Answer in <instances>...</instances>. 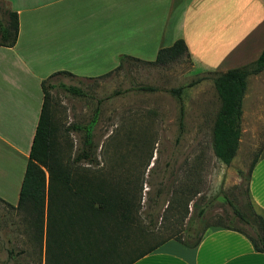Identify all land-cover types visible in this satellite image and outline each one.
I'll return each mask as SVG.
<instances>
[{
	"label": "rangeland",
	"instance_id": "obj_1",
	"mask_svg": "<svg viewBox=\"0 0 264 264\" xmlns=\"http://www.w3.org/2000/svg\"><path fill=\"white\" fill-rule=\"evenodd\" d=\"M8 11V4L0 0V22L8 21ZM194 70L186 57L168 65L129 59L108 75H58L46 82L63 160L73 162L87 151L89 160L74 164L78 171L124 176V187L136 199L137 219L151 234V245L185 237L190 219L201 211L200 229L221 225L251 232L234 216V206L248 213V172L264 151V71L250 76L239 149L225 165L213 145L221 107L213 82L217 75ZM62 85L77 87L85 95L71 94ZM180 87L181 99L170 92ZM94 117L88 147L85 126ZM44 211L45 237L47 208ZM29 217L0 202V264H45V241L35 236Z\"/></svg>",
	"mask_w": 264,
	"mask_h": 264
},
{
	"label": "crops",
	"instance_id": "obj_2",
	"mask_svg": "<svg viewBox=\"0 0 264 264\" xmlns=\"http://www.w3.org/2000/svg\"><path fill=\"white\" fill-rule=\"evenodd\" d=\"M1 1L19 18L16 45L0 46V202L12 209L44 103L43 81L100 77L121 56L154 61L179 39L195 72L241 68L264 51V0ZM249 197L264 218V151L251 172ZM134 264H264V253L244 234L213 226L195 247L170 240Z\"/></svg>",
	"mask_w": 264,
	"mask_h": 264
},
{
	"label": "trees",
	"instance_id": "obj_3",
	"mask_svg": "<svg viewBox=\"0 0 264 264\" xmlns=\"http://www.w3.org/2000/svg\"><path fill=\"white\" fill-rule=\"evenodd\" d=\"M7 14L8 21L0 22V46L13 47L19 36V18L17 13L10 10ZM183 57L190 59V54L184 40L179 39L172 46L159 50L154 61L145 63L168 65ZM129 59L141 61L121 56L115 70ZM263 71L264 51L255 62L247 66L215 73L217 76L213 82L221 107L213 129V145L216 157L225 165L232 163L239 149L248 78ZM46 82L47 80L42 82L44 103L16 207L31 216L28 220L35 230V236L45 241V264H134L170 240H177L188 247L199 245L208 229L199 228L204 211L190 219L185 237H169L151 245V234L140 227L136 215V199L124 187V176L105 175L100 170L78 171L74 164L83 159L89 160L87 151L77 155L73 162L63 160L56 139L57 126L52 120ZM62 87L71 94L85 95L77 87ZM182 91V87L170 90L179 99ZM183 116L182 106L181 128ZM95 124L96 117L85 126L84 143L88 147L91 146ZM258 157L247 176L248 213L234 206V216L249 225L251 232L235 226H215L244 234L258 252L264 253V218L254 210L249 197L251 172ZM45 208L47 230L44 237L41 218ZM185 212L188 213V203Z\"/></svg>",
	"mask_w": 264,
	"mask_h": 264
}]
</instances>
